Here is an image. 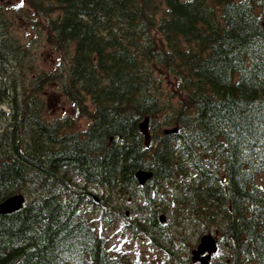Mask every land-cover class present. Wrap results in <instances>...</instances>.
<instances>
[{
    "label": "trees",
    "instance_id": "1",
    "mask_svg": "<svg viewBox=\"0 0 264 264\" xmlns=\"http://www.w3.org/2000/svg\"><path fill=\"white\" fill-rule=\"evenodd\" d=\"M26 3L38 39L64 60L50 77L90 123L78 130L67 116L44 119L33 92L48 73L30 79L21 108L15 87H0L12 110L0 131V201L25 196L20 209L0 214V264H124L108 255L73 183L142 190L146 205L130 226L170 257L214 226L230 264H264V190L256 182L258 175L264 184V0ZM6 50L16 67L27 52ZM156 69L176 78V103L161 99ZM145 116L147 146L138 129ZM166 127L180 129L162 133ZM140 168L153 172L151 190L138 187ZM161 183L168 210L152 209L144 194ZM158 212L168 213V225Z\"/></svg>",
    "mask_w": 264,
    "mask_h": 264
},
{
    "label": "rangeland",
    "instance_id": "2",
    "mask_svg": "<svg viewBox=\"0 0 264 264\" xmlns=\"http://www.w3.org/2000/svg\"><path fill=\"white\" fill-rule=\"evenodd\" d=\"M20 0H0V40L1 38H10V45L12 47H26L28 51L24 52L23 60L18 61V69L13 66L15 65V59L9 55L8 50H0V52L6 54L5 59V70L8 73L13 72L14 75L18 76L20 88L26 82L25 78L33 77V75L40 74L42 72L54 71L56 74L61 73L64 67L63 58L60 53H57L53 48L48 45L43 39H34V33L41 31V27L37 24L32 25L30 21L32 14L27 10V6H21L16 2ZM27 4V3H26ZM6 6V9H5ZM22 51H25L24 49ZM22 56V55H21ZM5 58V57H4ZM3 58V60H4ZM30 60L31 69L27 68L28 61ZM155 78L161 80L163 84V94L166 98H171L173 102H176L177 88L175 85V79L173 76L166 74L162 70L156 69L154 71ZM5 74V73H4ZM1 76V74H0ZM3 76H1L2 78ZM35 78V77H34ZM1 81V80H0ZM2 82V81H1ZM22 82V83H21ZM57 82L52 79L46 80L41 86L42 89L37 93V97L43 101V117L45 120H57L58 118L67 116L72 117V122L75 123V127L78 129L84 128L87 125V118L77 117L71 104L65 99L60 93L59 88L56 86ZM155 84V83H154ZM159 85V82H158ZM1 107V106H0ZM5 107L0 108V129L6 125V120H3L2 111H5ZM150 183V182H149ZM150 187L152 184L149 185ZM88 193L93 195L96 201L83 202V210L88 219L92 222L95 229L104 236L106 241V248L112 256L120 254L124 255L128 264H190L191 263V251H193L199 241V238L192 242V249L186 250L182 248L178 255L170 257L166 255L161 249L154 246L144 234L136 233L130 230L128 223L130 218H133L136 214H131L129 211L134 207H141L145 204L143 192H136L132 195L130 192L118 193L116 191H104L103 188L94 185L85 189ZM89 194V193H88ZM163 190H158L149 193V197L153 200L148 205L150 207L158 206V209L164 207L168 210L165 202L159 197L163 195ZM105 206V208H103ZM106 209L117 212L119 209L126 212L125 217L121 214L110 215L106 214ZM127 216V217H126ZM158 216L163 217L164 226L168 225L171 217L168 213L159 212ZM211 227V232H204V234H211L217 240L216 251L211 255L209 261L201 264H224L225 259V248L222 240L219 239V231L214 227ZM196 237L193 236V239ZM219 241V243H218Z\"/></svg>",
    "mask_w": 264,
    "mask_h": 264
},
{
    "label": "water",
    "instance_id": "3",
    "mask_svg": "<svg viewBox=\"0 0 264 264\" xmlns=\"http://www.w3.org/2000/svg\"><path fill=\"white\" fill-rule=\"evenodd\" d=\"M143 126H145V123H143ZM135 176L138 180V183L143 184L145 180H147L151 176V173L147 171L139 170L136 172ZM23 200L24 198L21 194H15L13 196H10L4 199L3 201L0 202V214H5V213L12 212L14 210H17L18 208H20ZM214 247H215V244H214V240L212 239V237L209 235L203 236L200 240V244L197 247V251L193 253L194 255L193 258L196 259V257L200 253L206 250L209 252H212L214 250ZM206 259H207L206 257H203V258H200L199 260L204 262L206 261Z\"/></svg>",
    "mask_w": 264,
    "mask_h": 264
}]
</instances>
